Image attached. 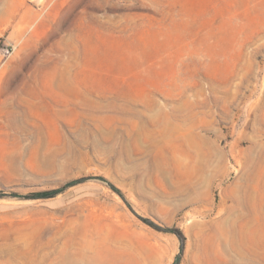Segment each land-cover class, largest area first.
Wrapping results in <instances>:
<instances>
[{
    "label": "rangeland",
    "instance_id": "rangeland-1",
    "mask_svg": "<svg viewBox=\"0 0 264 264\" xmlns=\"http://www.w3.org/2000/svg\"><path fill=\"white\" fill-rule=\"evenodd\" d=\"M0 264H264V0H0Z\"/></svg>",
    "mask_w": 264,
    "mask_h": 264
},
{
    "label": "bare ground",
    "instance_id": "bare-ground-1",
    "mask_svg": "<svg viewBox=\"0 0 264 264\" xmlns=\"http://www.w3.org/2000/svg\"><path fill=\"white\" fill-rule=\"evenodd\" d=\"M63 246V245H62Z\"/></svg>",
    "mask_w": 264,
    "mask_h": 264
}]
</instances>
